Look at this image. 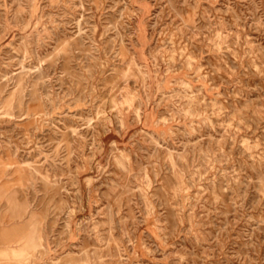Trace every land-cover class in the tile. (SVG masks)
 Listing matches in <instances>:
<instances>
[{"label":"rangeland","instance_id":"rangeland-1","mask_svg":"<svg viewBox=\"0 0 264 264\" xmlns=\"http://www.w3.org/2000/svg\"><path fill=\"white\" fill-rule=\"evenodd\" d=\"M0 264H264V0H0Z\"/></svg>","mask_w":264,"mask_h":264}]
</instances>
